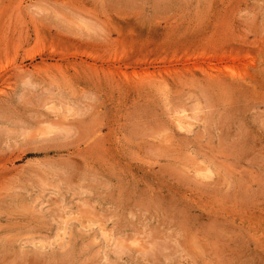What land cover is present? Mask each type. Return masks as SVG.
Listing matches in <instances>:
<instances>
[{"label": "rangeland", "instance_id": "374dc122", "mask_svg": "<svg viewBox=\"0 0 264 264\" xmlns=\"http://www.w3.org/2000/svg\"><path fill=\"white\" fill-rule=\"evenodd\" d=\"M0 264H264V0H0Z\"/></svg>", "mask_w": 264, "mask_h": 264}, {"label": "bare ground", "instance_id": "6f19581e", "mask_svg": "<svg viewBox=\"0 0 264 264\" xmlns=\"http://www.w3.org/2000/svg\"><path fill=\"white\" fill-rule=\"evenodd\" d=\"M51 1V0H50ZM64 57V56H63ZM223 226V225H222Z\"/></svg>", "mask_w": 264, "mask_h": 264}]
</instances>
